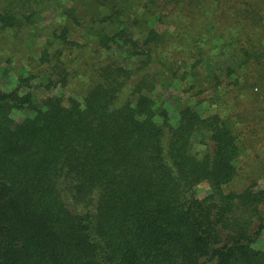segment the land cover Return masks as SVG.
Instances as JSON below:
<instances>
[{
    "label": "trees",
    "instance_id": "1",
    "mask_svg": "<svg viewBox=\"0 0 264 264\" xmlns=\"http://www.w3.org/2000/svg\"><path fill=\"white\" fill-rule=\"evenodd\" d=\"M70 1L0 0L18 34L58 5L43 71L0 87V264H264V186L225 188L264 124V0Z\"/></svg>",
    "mask_w": 264,
    "mask_h": 264
},
{
    "label": "rangeland",
    "instance_id": "2",
    "mask_svg": "<svg viewBox=\"0 0 264 264\" xmlns=\"http://www.w3.org/2000/svg\"><path fill=\"white\" fill-rule=\"evenodd\" d=\"M61 4H70V0H57ZM175 0H171L165 7L163 14L167 17L172 14L175 8ZM58 5L55 4L51 9L39 15L33 26L25 27L18 34L13 30L0 29V87L5 89L15 84L16 80L31 73H39L43 71L44 64L40 63V50L45 46V37L41 29L48 24L54 17ZM169 17L168 21H171ZM153 25H157L160 30L170 33L175 32V24L169 23L168 27L158 24L157 20H152ZM157 23V24H156ZM173 23V22H172ZM175 23V22H174ZM191 77H188V80ZM186 81L176 79L174 81L162 80L159 82L158 94L159 103L166 106L172 114L177 113V109L183 104L181 99L182 91ZM55 92L59 94L70 95L63 88H55ZM195 101H192L193 105ZM198 110L204 111L208 108V104H195ZM241 130L245 129V125H240ZM241 154L239 156L238 165L240 166V175L234 182L228 184L225 188L227 191H241L249 183L250 179H259V183L264 186V124L259 126L255 133L247 131L242 133L240 137ZM196 149L201 146L196 144ZM206 192V191H205ZM205 194V193H203ZM262 244L264 245V231L261 235Z\"/></svg>",
    "mask_w": 264,
    "mask_h": 264
}]
</instances>
